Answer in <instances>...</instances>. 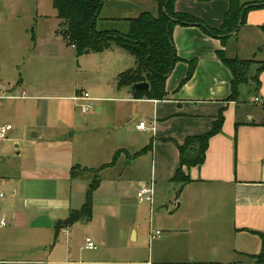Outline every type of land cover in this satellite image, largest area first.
Segmentation results:
<instances>
[{
  "label": "crops",
  "instance_id": "1",
  "mask_svg": "<svg viewBox=\"0 0 264 264\" xmlns=\"http://www.w3.org/2000/svg\"><path fill=\"white\" fill-rule=\"evenodd\" d=\"M143 1L105 0L101 24L137 17ZM12 6V0H0V95L4 97L0 100V126H12L3 141L20 149V161L14 172L0 169V188L9 189L0 199V221L3 214L8 221L6 226L0 224V264H222L223 257L231 259L228 264H254L251 255L262 247L257 232L264 233V111H244L246 95L228 101L233 76L217 52L263 60L264 49L259 48L264 47V6L249 10L246 23L225 45L200 25H176L173 37L181 60L166 80V99L135 98L130 87L117 86L118 74L134 67L135 58L131 67L115 70L112 88L104 95H90L98 102L96 112L104 110L111 118L138 122L121 129L117 142L103 148L98 135L106 127L102 129L96 117L85 119L92 138L90 148L82 151L73 136L80 125L75 106L87 91L47 94L41 80L38 18L24 32L21 27L25 24L20 25ZM229 6L228 0L175 2L178 12L192 14L214 28L222 25ZM55 19V30L47 39L54 47L44 55H69L56 39L66 25L56 13ZM193 60L197 61L194 74L180 87ZM20 63L28 66L17 76L15 65ZM260 78L262 85L254 103H264V73ZM246 90L252 93L248 86ZM136 106L140 107L139 120L134 118ZM147 107L144 112L142 108ZM222 111L225 121L221 132L209 141L205 162L184 168L188 183H174L179 145L209 131ZM140 121L155 129H138ZM150 144L151 148L138 153ZM119 150L123 152L118 160L106 168L113 173L107 176L102 171L91 215L58 228L86 202L90 177H74L73 167L99 168L111 163ZM136 160L135 170L140 174L125 176L117 169L123 162L133 167ZM0 162L4 157L0 156ZM151 180L156 187L155 202L144 205L138 201L137 191ZM161 190L163 196L159 197ZM157 202L166 210L156 212ZM158 230L162 234L152 238V232ZM224 232L236 241L223 251ZM240 235L246 236L241 244L237 243ZM87 238L96 244L95 249L86 248Z\"/></svg>",
  "mask_w": 264,
  "mask_h": 264
},
{
  "label": "trees",
  "instance_id": "2",
  "mask_svg": "<svg viewBox=\"0 0 264 264\" xmlns=\"http://www.w3.org/2000/svg\"><path fill=\"white\" fill-rule=\"evenodd\" d=\"M104 1L54 0L53 6L57 18L64 25L69 26V30L62 34L68 35V42L75 47L78 55L84 53L86 49H88V52L102 51L112 46H118L129 51L135 58V66L118 74L117 86L119 88H129L135 83L148 82L150 85L149 90H138L134 93V97L157 100L168 97L166 80L176 63L181 60L173 37L176 25H200L205 32L220 38L225 45L232 33L239 30L246 23L249 10L264 6V3H261L260 0L254 2H260V4L251 5L242 0H228L230 6L224 16L223 23L219 28H214L192 14L178 12L175 9L176 0H153L156 4V12L144 11L134 18L113 19L111 22H107V24L127 23V30L121 31L105 27L106 24H101V21H104L100 18ZM240 21L242 25L239 27ZM262 30L264 32V26H262ZM263 49L264 47H260L259 51H263ZM217 56L230 69L233 76L228 101H239L242 98V85L248 86L253 94L259 93L262 85L260 76L264 73V59L229 57L225 50H219ZM189 66L188 74L181 82L180 87L192 78L197 61H190ZM224 121L225 116L222 111L209 131L204 134L190 136L184 144L179 145L180 162L172 178L174 182L186 184L190 181V177L185 173L184 168L202 165L205 162L209 141L212 136L221 132ZM149 148H151V144L138 153L147 151ZM121 152L123 151L119 150L115 153L111 163L104 164L96 169L87 167L82 169L79 165L73 167L72 175L74 177L91 175L86 193V202L79 210L72 211L70 217L61 223L58 228L73 223L82 216L91 215L93 195L101 183V173L115 164ZM257 233L261 238L262 247L259 253L251 255V257L255 261L254 264H264V233Z\"/></svg>",
  "mask_w": 264,
  "mask_h": 264
},
{
  "label": "rangeland",
  "instance_id": "3",
  "mask_svg": "<svg viewBox=\"0 0 264 264\" xmlns=\"http://www.w3.org/2000/svg\"><path fill=\"white\" fill-rule=\"evenodd\" d=\"M242 1L250 4L255 2V0ZM53 2L54 0H12V7L20 17V25L25 24L24 26L21 25V28L23 29L22 31L25 32L27 29L33 27V24H35V19L38 18L39 25L37 29L38 31H42V76L40 75L42 80V88L46 87L48 90L47 94L57 96L70 95L72 92L77 90L79 93L80 91H87L91 96L104 95L105 92L112 88V85L116 83L114 80L116 75L115 70L120 71L131 67L134 64V57L129 51L115 46L102 51H91L87 53L84 52L77 58L75 55V50L68 42V35L60 34H56V39H58L60 43L66 48V51L69 52V55H63V53L54 57L50 56L49 54L44 55L45 52L52 50L54 47L52 44L47 42L48 37L53 34L56 27V12ZM139 7H141L142 12H156L157 10L156 4L153 0H144L143 5L138 6V8ZM27 19H29V21H27ZM105 27L115 28L121 31L127 30V25L124 22L106 24ZM63 32L65 31H62V33ZM27 66L28 65H23V63H20V65H15L14 71L17 73V76L20 75L19 72L21 70L24 71V68ZM241 94L246 95L247 99L246 106L243 108L244 111L248 109H251L256 113L264 111V103H254V96H256V94L249 93L248 90H246V85L241 86ZM97 103L98 102H95L94 108L87 113L81 112L80 105L82 104V101L77 102L78 105L75 106V113L77 117H80V125L78 129L74 131L73 136L75 138L77 148H80L81 151L82 149L90 148L89 146L91 145L92 138L89 128L84 125L85 119L91 120L92 116L96 117L98 120L97 124H99L102 129H104L103 126L106 127V130L104 129L105 131L98 135V137L101 138L99 141L100 144H103V148L107 147V145L109 147L111 144H115V142H117L121 129L129 126L132 122H138L135 120L123 122V119L111 118V115L109 117V115L105 114L104 110L101 113H97ZM139 109V106H136V108L133 109L134 118H137L138 120L140 117ZM142 110L145 112L146 110H149V107L146 109L142 108ZM241 116L244 117L243 115ZM143 135L147 134L143 133ZM19 150L20 149L17 148L13 143L10 144L6 141L0 142V156L4 157V162H0V169H2L1 167H4L5 171L8 173L14 172V170L17 169V165L20 161L19 154L17 153ZM23 151V154H25L26 151ZM125 163L126 162H123L119 168H117L121 174L123 173L125 176L132 175L133 173L140 174V170H135V167L139 163L138 160H136L135 164H133V167L125 166ZM143 172L146 173V169H143ZM103 173H106L108 176L113 172L107 171L105 169L103 170ZM103 173H101V178L104 175ZM90 176L91 175H89V177ZM89 180H91V178H88V182ZM5 189L6 190H3L7 195L9 189L6 187ZM162 192L164 191L161 190V193L158 192L159 197L163 196ZM143 204L146 205L145 203ZM171 208H174V204L171 205ZM161 209L166 210V208H164L161 203L158 204L157 202L156 212L157 210ZM147 218H149V215ZM223 235L224 236L222 237L220 246L223 247L222 250L224 251L226 248L230 249L234 241H236V238L232 234H227L225 232ZM243 238H246V236L240 235L237 243L240 242L241 244L244 241ZM260 250L261 247H258V250L255 251V253H259ZM220 260L222 264H228L231 259H228V257H223V259Z\"/></svg>",
  "mask_w": 264,
  "mask_h": 264
},
{
  "label": "built area",
  "instance_id": "4",
  "mask_svg": "<svg viewBox=\"0 0 264 264\" xmlns=\"http://www.w3.org/2000/svg\"><path fill=\"white\" fill-rule=\"evenodd\" d=\"M1 89V86H0ZM8 97V96H7ZM11 97V96H9ZM4 98L3 96L0 95V100ZM6 98V97H5ZM79 100L83 101V103L80 105L81 111L83 113L89 112L91 109L94 108L95 106V101L96 99L92 98L88 92H85L83 95L79 96ZM256 101H259V98H256ZM137 128L140 130L144 129H155V126H148L147 121H140L139 124L137 125ZM12 130L11 125H2L0 126V142L5 140L9 132ZM155 194H156V187H155V182L153 180L144 182L140 185L137 191V198L140 203H149V204H154L155 202ZM6 193L4 192L3 189L0 188V199L5 198ZM0 224L2 226H6L8 224L7 221V216L3 214L1 216V221ZM162 234L161 230L156 231L155 233L152 232L151 236L152 238L154 237H159ZM86 248L88 249H95L96 244L92 241L91 238H87L86 240Z\"/></svg>",
  "mask_w": 264,
  "mask_h": 264
},
{
  "label": "water",
  "instance_id": "5",
  "mask_svg": "<svg viewBox=\"0 0 264 264\" xmlns=\"http://www.w3.org/2000/svg\"><path fill=\"white\" fill-rule=\"evenodd\" d=\"M241 21H242V17H241ZM240 21L239 23V27L242 25V22ZM64 30H69V26L66 25L64 27ZM238 30L234 31L232 34L236 33ZM85 51H88V49H86ZM149 83L148 82H140V83H135L132 86H130V92L132 94H134L136 91L138 90H144V91H148L149 90Z\"/></svg>",
  "mask_w": 264,
  "mask_h": 264
}]
</instances>
